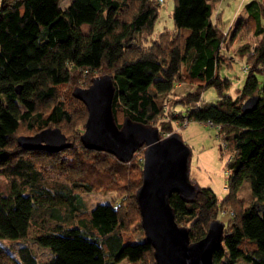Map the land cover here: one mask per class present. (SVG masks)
I'll list each match as a JSON object with an SVG mask.
<instances>
[{
    "label": "trees",
    "instance_id": "16d2710c",
    "mask_svg": "<svg viewBox=\"0 0 264 264\" xmlns=\"http://www.w3.org/2000/svg\"><path fill=\"white\" fill-rule=\"evenodd\" d=\"M161 1L70 0L61 6L60 0H1L0 239L32 237L51 254L39 261L27 244L13 254L0 242V264H112L122 258L155 264L151 243L145 236L133 238L130 230L135 222L143 229L134 195L142 161L135 160L136 151L123 161L86 147L79 137L87 108L71 88L104 72L113 78L111 106L118 125L125 115L156 125L166 112L165 97L179 81L194 85L176 98L187 107L186 114L171 112L170 120H160L162 128L174 130L172 121L178 118L218 125L229 153L228 193L219 198L212 187L198 186L186 201L172 191L175 219L188 226L194 240L218 213L230 214L221 243L212 251L214 264H237L239 259L264 264V30L254 29L263 30L261 38L241 51L247 73L232 94L231 81L219 72L231 62L220 51V11L218 21L213 19L219 0H174L171 30L156 35ZM242 24L241 34L249 31L247 21ZM182 28L187 35L179 33ZM143 35L149 38L146 45L139 42ZM207 85L217 91L214 100L201 99ZM251 94L258 95L255 106L242 109ZM49 124L69 133L71 143L50 151L17 142L19 132ZM245 178L252 193L248 202L237 194ZM96 188H113L119 199L91 208L77 201L79 191ZM61 205L65 215L59 212ZM48 207L57 220L31 235L35 212Z\"/></svg>",
    "mask_w": 264,
    "mask_h": 264
},
{
    "label": "water",
    "instance_id": "95a60500",
    "mask_svg": "<svg viewBox=\"0 0 264 264\" xmlns=\"http://www.w3.org/2000/svg\"><path fill=\"white\" fill-rule=\"evenodd\" d=\"M21 84L16 85L19 91ZM114 93L112 75L97 74L87 85H74L72 94L87 108L84 129L79 137L88 148L102 149L127 161L144 144L141 183L134 195L140 212V224L145 239L153 249L155 264H214L213 249L221 243L224 221L212 218L205 233L190 240L188 226L176 221L169 195L177 191L190 201L198 190L188 175L190 147L177 130L160 134L157 125L133 119L128 115L117 124L111 102ZM257 94L241 103L244 110L252 109ZM17 142L25 148H45L57 151L71 140L58 125H46L32 133H20Z\"/></svg>",
    "mask_w": 264,
    "mask_h": 264
},
{
    "label": "rangeland",
    "instance_id": "374dc122",
    "mask_svg": "<svg viewBox=\"0 0 264 264\" xmlns=\"http://www.w3.org/2000/svg\"><path fill=\"white\" fill-rule=\"evenodd\" d=\"M70 0H60L61 6H66ZM1 2V0H0ZM174 0H162L158 8V14L154 24V32L156 35L160 31H169L173 26L172 19V7ZM264 0H219L217 7L214 10L213 19L218 21V12L220 11V22L219 26L223 29V41L220 45V51L224 55L226 60H231L229 65H221L219 72L222 77H227L231 81L229 88L230 93L235 94L236 88H240L243 84L247 70L244 69L245 53L241 54V51L246 52L247 49L254 46L259 41L264 30ZM219 9V10H218ZM217 12V13H216ZM242 19L239 23L236 33L232 34L234 26L237 21ZM247 21L249 31L240 33L244 24L242 22ZM262 27L261 32H255L254 29ZM188 30L181 29L180 34H188ZM141 37V36H140ZM149 38H139L140 44L146 45L149 43ZM143 40V41H142ZM100 73V72H99ZM98 74V73H97ZM85 80H87L85 78ZM185 81H179L178 86L175 87L174 91L170 93L168 97H165L166 103L164 104V110L166 111L162 117L155 121L159 128L160 134H164L165 128H162V119L170 120L172 118L171 112L176 113L180 111L183 115L187 112V107L181 102H177L176 98L184 95V93L194 87L184 89ZM83 85V84H81ZM74 86V85H73ZM72 86V88H73ZM71 88V87H70ZM71 88V91H72ZM174 97V99H173ZM217 97V91L213 85H207L202 89L201 99L202 100H214ZM174 130H177L183 140L190 147V155L188 161V175L192 182L198 186H210L214 189L219 198L224 197L228 193V187L226 182L227 168L226 160L229 156L227 148L223 144V137L220 133L219 127L211 122H203L188 118H178L172 121ZM53 125V124H49ZM84 128L80 132L83 131ZM164 129V130H163ZM173 130V129H171ZM34 132V131H33ZM64 132V131H63ZM20 133H32V132H19ZM66 133V132H65ZM66 135L72 139L70 134ZM141 147V148H140ZM138 147L135 153V160L141 162L143 157L144 145ZM134 151V152H135ZM141 166V165H140ZM237 194L245 199V202L251 200L252 193L250 191L249 180L245 178L237 190ZM77 201L86 208H91L97 202H113L117 197L116 191L113 188L103 189L96 188L91 191H79ZM229 209V205L226 206ZM54 210L51 207L45 210H38L35 212L30 233L33 234L36 230H43L47 224L54 223L57 217L51 213ZM59 212L63 215L66 214L65 206L61 205ZM230 217L228 213H218V218L226 221ZM137 222L130 226V230L133 233V238L140 239L144 237V231L138 226ZM2 245L9 249L13 254H17V247L21 244H27L32 251L36 254V259L41 261L49 258L50 251L48 248L38 245L32 237H29L26 241L21 239H0ZM112 264H146L144 260H138L132 262L127 258L116 260ZM237 264H249L243 259H239Z\"/></svg>",
    "mask_w": 264,
    "mask_h": 264
},
{
    "label": "crops",
    "instance_id": "0c3cea01",
    "mask_svg": "<svg viewBox=\"0 0 264 264\" xmlns=\"http://www.w3.org/2000/svg\"><path fill=\"white\" fill-rule=\"evenodd\" d=\"M182 29H185V30H188L187 28H182ZM193 86V84H191V83H184V89L185 88H190V87H192ZM174 91V90H173Z\"/></svg>",
    "mask_w": 264,
    "mask_h": 264
},
{
    "label": "built area",
    "instance_id": "2783aa9c",
    "mask_svg": "<svg viewBox=\"0 0 264 264\" xmlns=\"http://www.w3.org/2000/svg\"><path fill=\"white\" fill-rule=\"evenodd\" d=\"M167 132H169V131H167ZM167 132H166V133H167ZM224 211H225V210H224V209H222V212H224Z\"/></svg>",
    "mask_w": 264,
    "mask_h": 264
}]
</instances>
